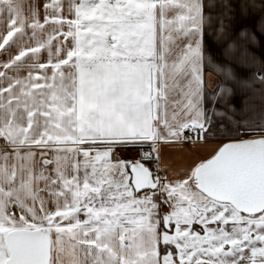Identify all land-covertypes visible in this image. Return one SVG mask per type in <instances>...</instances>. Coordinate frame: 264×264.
<instances>
[{
    "label": "snow or ice",
    "instance_id": "1",
    "mask_svg": "<svg viewBox=\"0 0 264 264\" xmlns=\"http://www.w3.org/2000/svg\"><path fill=\"white\" fill-rule=\"evenodd\" d=\"M0 264H264V0H0Z\"/></svg>",
    "mask_w": 264,
    "mask_h": 264
}]
</instances>
